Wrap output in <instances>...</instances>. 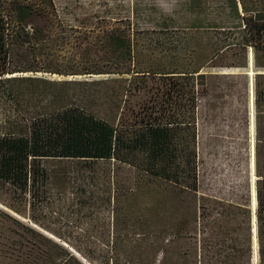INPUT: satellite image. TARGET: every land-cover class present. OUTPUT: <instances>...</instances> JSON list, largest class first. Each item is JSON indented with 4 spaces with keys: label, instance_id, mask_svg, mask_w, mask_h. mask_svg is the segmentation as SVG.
I'll return each instance as SVG.
<instances>
[{
    "label": "trees",
    "instance_id": "1",
    "mask_svg": "<svg viewBox=\"0 0 264 264\" xmlns=\"http://www.w3.org/2000/svg\"><path fill=\"white\" fill-rule=\"evenodd\" d=\"M219 3L209 10L198 4L207 12L195 27H235L242 46L264 48V0ZM61 23L55 0H0V189L7 195L0 200L33 219L42 208L101 212V233L122 229L130 252L161 239L162 250L179 256L189 224L192 257L168 264H264L255 121L251 189L249 182L240 199L201 190L196 108L207 72L181 65L178 45L169 46L159 30H133L130 18L72 34L60 32ZM66 43L80 64L56 67ZM257 76L264 72L255 74V87ZM248 119L249 132V112ZM144 191L162 208L183 201L185 215L150 228L136 213Z\"/></svg>",
    "mask_w": 264,
    "mask_h": 264
},
{
    "label": "rangeland",
    "instance_id": "2",
    "mask_svg": "<svg viewBox=\"0 0 264 264\" xmlns=\"http://www.w3.org/2000/svg\"><path fill=\"white\" fill-rule=\"evenodd\" d=\"M188 1L55 0L62 19L58 30L64 34L91 31L106 21L118 23L122 18H130L134 21L133 30L137 27L143 35H148L147 29L159 30L169 46L178 45L182 51L181 65L207 72L205 90L199 93L197 100V123L199 119L201 127L207 128L210 124L212 130L224 135L214 142L210 140L209 150L199 165L200 188L214 195L240 199L246 192V184L249 186L247 53L252 52L254 70L264 71V48L242 46L240 31L235 27L197 29L199 18L207 12L203 13L198 4H206L209 10L221 0H196L191 8ZM69 49L67 43L58 49L54 66L66 68L65 62L80 64L70 59ZM263 90L264 76H257L253 96L255 143L261 172H264ZM1 194L7 196L0 189ZM157 197L151 191L137 194L136 213L147 219L150 228L163 220L173 223L176 216L185 215L183 201L174 200L162 208ZM0 204V264H136L127 262L128 258L141 259L148 264H168L176 257H192L188 251L190 239L186 237L187 231L190 232L189 224L182 228L179 256L172 249L162 250L161 239L146 241L138 251L130 252L126 249L128 241L122 229L113 232L108 228L101 233V212L85 215L65 208L60 212L42 208L35 212L37 219H33L26 212L12 210L1 200ZM78 217L81 220L75 224ZM169 232L165 237L170 238Z\"/></svg>",
    "mask_w": 264,
    "mask_h": 264
},
{
    "label": "crops",
    "instance_id": "3",
    "mask_svg": "<svg viewBox=\"0 0 264 264\" xmlns=\"http://www.w3.org/2000/svg\"><path fill=\"white\" fill-rule=\"evenodd\" d=\"M248 68L246 70H248L247 75H248V112L250 115V122H249V135H250V174L252 175V149L254 150V148H252V134H251V126H254V121H255V109H254V94L251 97V85H253V92H254V87H255V74L259 73V72H264V71H260V70H254L253 68V57H252V52L250 51V53L248 52ZM253 98V99H252ZM216 110L213 109V115H215ZM223 113H225V111H223ZM224 116H226L224 114ZM199 118V117H198ZM225 121V120H224ZM249 121V119H248ZM247 129H248V122H247ZM253 131V128H252ZM255 131H256V121H255ZM222 133L217 132L216 130H212L211 129V125L209 124L207 128L205 127H201L200 123H199V119H198V123H197V149H198V159H199V165L201 163H203L204 157H205V153L206 150H209L208 146L210 140L212 139L213 142L214 140H217V137L222 136ZM224 136V135H223ZM226 136V135H225ZM255 149H256V143H255ZM209 152V151H208ZM208 154L211 155V153L209 152ZM248 167H249V150H248ZM249 182H250V176H249ZM251 182H250V189H251ZM253 199V198H252Z\"/></svg>",
    "mask_w": 264,
    "mask_h": 264
},
{
    "label": "bare ground",
    "instance_id": "4",
    "mask_svg": "<svg viewBox=\"0 0 264 264\" xmlns=\"http://www.w3.org/2000/svg\"><path fill=\"white\" fill-rule=\"evenodd\" d=\"M251 180H252V175H251ZM253 189V188H252ZM253 200H254V196H253Z\"/></svg>",
    "mask_w": 264,
    "mask_h": 264
},
{
    "label": "built area",
    "instance_id": "5",
    "mask_svg": "<svg viewBox=\"0 0 264 264\" xmlns=\"http://www.w3.org/2000/svg\"><path fill=\"white\" fill-rule=\"evenodd\" d=\"M0 208H1V204H0Z\"/></svg>",
    "mask_w": 264,
    "mask_h": 264
}]
</instances>
